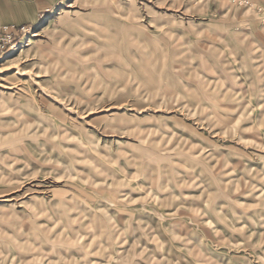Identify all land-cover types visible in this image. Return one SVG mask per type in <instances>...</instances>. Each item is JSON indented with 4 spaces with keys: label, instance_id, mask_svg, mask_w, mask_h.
<instances>
[{
    "label": "rangeland",
    "instance_id": "obj_1",
    "mask_svg": "<svg viewBox=\"0 0 264 264\" xmlns=\"http://www.w3.org/2000/svg\"><path fill=\"white\" fill-rule=\"evenodd\" d=\"M0 264H264V0H67L0 58Z\"/></svg>",
    "mask_w": 264,
    "mask_h": 264
},
{
    "label": "crops",
    "instance_id": "obj_2",
    "mask_svg": "<svg viewBox=\"0 0 264 264\" xmlns=\"http://www.w3.org/2000/svg\"><path fill=\"white\" fill-rule=\"evenodd\" d=\"M67 0H0V21L4 24L36 27Z\"/></svg>",
    "mask_w": 264,
    "mask_h": 264
},
{
    "label": "built area",
    "instance_id": "obj_3",
    "mask_svg": "<svg viewBox=\"0 0 264 264\" xmlns=\"http://www.w3.org/2000/svg\"><path fill=\"white\" fill-rule=\"evenodd\" d=\"M33 27L4 24L0 21V58L7 56L10 47L29 34Z\"/></svg>",
    "mask_w": 264,
    "mask_h": 264
},
{
    "label": "bare ground",
    "instance_id": "obj_4",
    "mask_svg": "<svg viewBox=\"0 0 264 264\" xmlns=\"http://www.w3.org/2000/svg\"><path fill=\"white\" fill-rule=\"evenodd\" d=\"M25 36L21 40H19L18 42H16L14 45H12L10 47V50L7 52V55H11L12 53H14V52H16V51H18V50H20L21 48L24 47V45H25Z\"/></svg>",
    "mask_w": 264,
    "mask_h": 264
}]
</instances>
